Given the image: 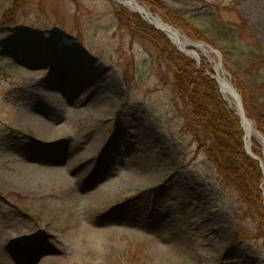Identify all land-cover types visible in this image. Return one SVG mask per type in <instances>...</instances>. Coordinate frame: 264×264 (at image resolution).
I'll return each mask as SVG.
<instances>
[{
  "label": "rangeland",
  "instance_id": "1",
  "mask_svg": "<svg viewBox=\"0 0 264 264\" xmlns=\"http://www.w3.org/2000/svg\"><path fill=\"white\" fill-rule=\"evenodd\" d=\"M137 1L164 21L165 9L183 19L188 29L176 28L184 36L225 53L230 65L245 64L259 51L256 42L264 56V0ZM16 5L0 0V264H264V221L198 152L184 130L172 74L120 11L142 15L116 0ZM195 50L213 66L218 61ZM69 55L101 68L95 90L111 94L105 78L115 82L118 108L104 109L93 92L87 102L101 115L82 112L59 129L72 106L62 88L82 79L79 67L57 62ZM30 60L29 69L40 71L34 77L24 71ZM224 67L232 81L225 61ZM83 82L88 91L91 83ZM28 114L60 136L39 137L23 122ZM254 140L264 158L262 141ZM145 157L149 164L138 165ZM69 162L74 168L61 180L52 176L32 188L18 183L22 163L58 169ZM126 172L140 179L102 197ZM262 191L264 198V178Z\"/></svg>",
  "mask_w": 264,
  "mask_h": 264
},
{
  "label": "trees",
  "instance_id": "2",
  "mask_svg": "<svg viewBox=\"0 0 264 264\" xmlns=\"http://www.w3.org/2000/svg\"><path fill=\"white\" fill-rule=\"evenodd\" d=\"M31 1L16 0L15 10ZM122 12L120 15L126 25L132 31L136 29L153 45L172 74L174 99L185 107L184 130L192 134L198 152L204 151L223 183L234 189L249 206L251 213H257L264 221L263 170L260 163L247 153L240 117L224 100L215 80L207 75L206 71L213 72V64L202 58L199 66L194 59L177 49L163 32L145 22L138 14ZM163 12L166 22L185 31L188 29L183 19L180 21L168 9ZM235 32L237 36H242V31ZM196 38L206 39L203 34L196 35ZM255 48L259 51L248 54L245 64L236 61L230 65L225 53L223 60L231 67L232 81L242 95L247 116L254 120L264 135V56L259 43L256 42ZM252 143L253 152L260 155L263 148L254 139Z\"/></svg>",
  "mask_w": 264,
  "mask_h": 264
},
{
  "label": "bare ground",
  "instance_id": "3",
  "mask_svg": "<svg viewBox=\"0 0 264 264\" xmlns=\"http://www.w3.org/2000/svg\"><path fill=\"white\" fill-rule=\"evenodd\" d=\"M132 0H130L131 2ZM126 2V1H124ZM127 7H130L131 10H137L145 19L150 20L149 19V15L152 16L155 14L147 9L144 6H141L139 4H137L136 2H132L129 3L127 2ZM162 18L156 16L155 17V24L158 26H162L161 23ZM166 31L168 32L170 38L172 39V41L174 43H176L178 46L185 47V44L188 43V41L184 38V35L181 32H176L174 29H172V31H170L166 26L165 28ZM204 48V47H202ZM51 49V48H50ZM49 49V50H50ZM205 54H207L209 56V54H211L210 52H208L205 49H201ZM30 56V55H29ZM57 58V62L64 64L65 66H75V67H79L80 71L82 72V79L76 80L74 79L73 83L70 85V87H72V89H68V88H62V91H70L71 94L68 98L67 101H72V106L69 107L68 112L65 113L66 115L63 116L62 118V126L59 128L61 129L64 125H68L69 123L73 122L82 112H86V111H91L93 109L94 114L100 116L101 112H99V107L94 103L91 104V102H87V99L89 100L90 97L92 96V93L95 92L98 100L102 103L103 108L107 109V110H113L114 108H118V104L116 102V95L113 88L115 86V82H113V80L110 78H105V89L108 91L109 88L112 89L111 94H107L104 91H98L95 90L96 88V80L94 79L95 75H98L100 72V76L103 75V71L101 70L100 67H95L94 69H90L91 67H88L87 65H83V64H78L72 61V56H60V57H56ZM34 61H29L28 65H26V69L25 74L29 77H34L37 73H40V71L37 70H33V69H29L30 67H34ZM82 66V67H80ZM96 69V70H95ZM96 72V73H95ZM73 73L70 74V76H72ZM222 74V73H221ZM60 75H64L61 79L65 78L66 75H69V73H67V69L65 70V72L61 73ZM75 77V76H74ZM226 77V76H225ZM222 78V77H221ZM73 79L69 80L72 81ZM84 81H87L89 83H91L90 85V89H88V91L86 89L83 90L84 87ZM220 83L222 84V91H223V96L226 98V100L233 106V107H238L239 105V100L237 97V94L235 93V91H233V89L231 88H227V84H229L228 80L226 78H222L220 80ZM96 96H92L91 98L94 100L96 98ZM91 101V99L89 100ZM93 103V102H92ZM67 116V117H66ZM24 124L26 126L29 125H33L36 129V134L43 138V139H54L60 136V134L57 133V131L55 129H53L45 120L42 121L39 119V117L35 116L34 114H28L25 116L24 120H23ZM148 126L146 124L142 125L141 130L143 129V132L146 133L147 136H149L151 134L150 129L147 128ZM245 127V131L246 134L248 135V140H250L251 142L253 141V139H257V137H259L256 133L255 130V126L254 124L251 123H246L244 125ZM260 138V137H259ZM261 140V138H260ZM262 141V140H261ZM98 146V140H95L92 144V149L91 151L94 152L95 147ZM90 150V148H89ZM89 150L86 149L85 153L87 154V156L90 154ZM150 162V158L149 157H145L141 160L138 161V165H147ZM264 164V163H263ZM32 166V165H31ZM74 168V166L72 165V162H69L64 168H58V169H53V168H43L41 166H28L25 163H22L19 165L18 168V183L23 184L24 186H26L27 188H32V183H39L41 186L45 184V180L47 178L51 179L50 177L52 176H57L60 178V180L62 178H64L65 176H67L68 171H70V169ZM134 175V176H133ZM132 179L137 180L140 179L139 175L137 173L135 174H131L129 172H126L123 176H120L118 178H114L108 185L105 186V188L103 189V193L102 197H104L108 192H116L119 189H121V187L125 184V182L127 181H131Z\"/></svg>",
  "mask_w": 264,
  "mask_h": 264
},
{
  "label": "water",
  "instance_id": "4",
  "mask_svg": "<svg viewBox=\"0 0 264 264\" xmlns=\"http://www.w3.org/2000/svg\"><path fill=\"white\" fill-rule=\"evenodd\" d=\"M118 1L120 4L122 5H127L126 3L129 2V3H132L133 1L136 2L137 4L141 5L137 0H132L130 2V0H116ZM126 1V2H124ZM142 6V5H141ZM136 12H138L137 10H134ZM139 13V12H138ZM158 16V15H152L150 16L149 15V19L150 20H147L145 19L143 16V19L148 22L149 24L155 26L158 30L162 31L164 34L167 35V37L172 41V39L170 38L168 32L166 31L165 26L170 30L172 31V29H174L176 32H180L179 29H177L176 27L172 26L171 24L165 22V21H161L162 23V26H158L155 24L154 20H155V17ZM160 17V16H158ZM161 18V17H160ZM163 20V19H162ZM184 38L188 41L187 44H185V47H182L181 46H178L176 43H174L172 41V43L178 47V49L180 51H182L183 53H185L187 56L191 57L192 59L196 60L198 65L201 64V58H200V55L198 54V52H196L195 49H205L207 50L208 52L214 54L217 56L218 58V61L214 63V68H213V73H209L208 72V75L215 80V82L218 84L219 86V89H220V93L222 95V97L224 98V100L230 105V107H232V105L226 100V98L223 96V91H222V84L220 83V80L222 78H226L229 82V84H227V88H231L233 89V91H235V93L237 94V97H238V100H239V105L238 107H235V111L237 113V115H239L240 119H241V125L243 127V130L245 132V137H244V142H245V147H246V150H247V153L255 160H257L260 165H261V168L264 172V159H262L261 156L255 154L253 152V146H252V142L250 140H248V135L246 134V131H245V127L244 125L246 123H251V124H254L255 126V130H256V133L257 135L261 138L262 142L264 143V136L263 134L258 130V128L256 127L255 125V122L254 120H252L251 118H249L247 115H246V112H245V109H244V105H243V100H242V96L241 94L239 93V91L237 90V88L234 86V84L229 80V78L227 77L228 76V72L225 70L224 68V62H223V58H222V54L217 51L216 49H214L213 47H211L210 45H207L205 44L204 42H198V41H192L190 40L187 36H184ZM204 47V48H202ZM222 73V74H221ZM226 76V77H225ZM222 77V78H221Z\"/></svg>",
  "mask_w": 264,
  "mask_h": 264
}]
</instances>
